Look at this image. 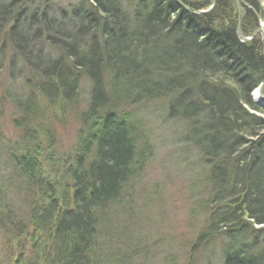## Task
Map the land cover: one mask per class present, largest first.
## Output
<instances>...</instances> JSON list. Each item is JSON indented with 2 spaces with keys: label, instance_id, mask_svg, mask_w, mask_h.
I'll list each match as a JSON object with an SVG mask.
<instances>
[{
  "label": "trees",
  "instance_id": "trees-1",
  "mask_svg": "<svg viewBox=\"0 0 264 264\" xmlns=\"http://www.w3.org/2000/svg\"><path fill=\"white\" fill-rule=\"evenodd\" d=\"M181 1L197 11L212 0ZM238 1L249 37L262 0ZM176 3L0 0V121L7 104L14 130L0 129V264L150 262L154 250L120 229L138 223L133 183L156 125L178 144L202 215L193 253L264 264V109L253 100L264 43L238 36L233 0L204 16ZM71 111L78 129L61 152Z\"/></svg>",
  "mask_w": 264,
  "mask_h": 264
},
{
  "label": "rangeland",
  "instance_id": "rangeland-1",
  "mask_svg": "<svg viewBox=\"0 0 264 264\" xmlns=\"http://www.w3.org/2000/svg\"><path fill=\"white\" fill-rule=\"evenodd\" d=\"M233 2L235 3L234 0ZM235 5L238 22L239 16L242 22L243 8L240 3ZM208 7L201 10H207ZM262 7L264 9V0H262ZM263 27L264 20H261L256 30ZM256 30L249 37L242 35L241 38H251ZM255 38H259L264 43V37L260 32ZM7 78L10 79L7 75L0 77V88ZM86 92L81 93L83 99L86 98ZM256 105L263 109L257 103ZM4 107L7 109L0 121V129L10 135L14 132L10 123L11 112L7 104ZM255 114L264 117L263 113ZM66 117L68 125L58 126L61 152H67L73 146L78 129V114L71 111ZM151 132L155 147L153 159L138 172V178L133 183L134 215L138 223L132 220V223L122 224L120 237L125 240L129 234L131 238L133 236L139 239L138 242L142 246L154 250L150 262L146 264H161L165 255L175 257L177 264H206L201 251L193 253L192 249L202 215L192 213V196L189 195L192 189L189 185L191 177L186 173L185 159L178 144L172 140L165 127L153 126ZM188 162L194 166V172L202 170L200 166H197V158L194 154L190 155ZM129 247L128 245V250ZM119 259L123 261L121 264H126L128 257H119Z\"/></svg>",
  "mask_w": 264,
  "mask_h": 264
},
{
  "label": "water",
  "instance_id": "water-1",
  "mask_svg": "<svg viewBox=\"0 0 264 264\" xmlns=\"http://www.w3.org/2000/svg\"><path fill=\"white\" fill-rule=\"evenodd\" d=\"M235 1V3H237V5H238V0H234ZM177 2H180V1H178L177 0ZM213 2H214V5L216 4V0H213ZM213 5V6H214ZM181 6L182 7H184V9H186L187 11H192V9L191 8H188V7H185L184 5H182L181 4ZM213 8V7H212ZM212 8L211 9H209V10H199V11H192L194 14H196V15H200V14H205V13H209L211 10H212ZM240 10V8H239V6H238V11ZM261 33L262 34V29H257L256 31H255V33L252 35V37L251 38H243V41H245V42H250V41H252L255 37H256V35H257V33ZM237 33H238V36L241 38L242 37V31H241V29H240V16H239V23H238V27H237ZM263 35V34H262ZM264 37V36H263ZM257 91H258V94H259V96L261 97V102H262V104L260 105L263 109H264V81L261 83V85L259 86V88L257 89ZM257 103V102H256Z\"/></svg>",
  "mask_w": 264,
  "mask_h": 264
},
{
  "label": "bare ground",
  "instance_id": "bare-ground-1",
  "mask_svg": "<svg viewBox=\"0 0 264 264\" xmlns=\"http://www.w3.org/2000/svg\"><path fill=\"white\" fill-rule=\"evenodd\" d=\"M175 1L177 2V0H175ZM178 1H180V2H177L176 4H177L180 8H182V9H183L185 12H187V13H192V14H194L192 11H187L186 9H184V7L181 6V4H182V5H184L185 7H188V5H187L186 3H184V2L181 1V0H178ZM217 1H218V0H216V4H217ZM216 4L214 5V2H213V0H212V1H211V5L208 7L207 10H209V9H211V8L213 7L212 10H211V11H213L214 8H215V6H216ZM213 5H214V6H213ZM188 8H189V7H188ZM211 11H210V12H211ZM210 12H209V13H210ZM206 14H208V13L200 14L199 16H204V15H206ZM262 34H263V36H264V27L262 28ZM253 98H254L255 102H257L258 105H261V104H262V102H261V97L259 96L257 90L253 92Z\"/></svg>",
  "mask_w": 264,
  "mask_h": 264
}]
</instances>
